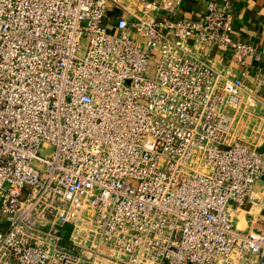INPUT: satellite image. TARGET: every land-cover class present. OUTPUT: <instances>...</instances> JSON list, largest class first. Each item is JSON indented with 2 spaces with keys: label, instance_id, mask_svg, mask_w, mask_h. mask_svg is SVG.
I'll use <instances>...</instances> for the list:
<instances>
[{
  "label": "built area",
  "instance_id": "obj_1",
  "mask_svg": "<svg viewBox=\"0 0 264 264\" xmlns=\"http://www.w3.org/2000/svg\"><path fill=\"white\" fill-rule=\"evenodd\" d=\"M182 3L0 0V264H264L233 215L264 168L232 61L260 54L231 0Z\"/></svg>",
  "mask_w": 264,
  "mask_h": 264
},
{
  "label": "crops",
  "instance_id": "obj_2",
  "mask_svg": "<svg viewBox=\"0 0 264 264\" xmlns=\"http://www.w3.org/2000/svg\"><path fill=\"white\" fill-rule=\"evenodd\" d=\"M210 1L212 0H183L176 18L198 19ZM231 3L234 13L233 36L255 45L260 54L259 61L249 59L245 66L232 61L236 74L247 69L245 84L247 88L253 89L258 97L256 107L248 111L251 123L246 127L247 130L254 131L255 123L260 118L264 119V0H231ZM117 12L111 7L110 15L114 17ZM215 56L219 58L218 53ZM225 58L230 61L227 53ZM217 63L220 65L222 61L218 59ZM257 148L262 153L264 168V142L257 145ZM233 215L237 228L242 231L258 232L264 228V175L254 185L253 198L242 206L235 207Z\"/></svg>",
  "mask_w": 264,
  "mask_h": 264
},
{
  "label": "rangeland",
  "instance_id": "obj_3",
  "mask_svg": "<svg viewBox=\"0 0 264 264\" xmlns=\"http://www.w3.org/2000/svg\"><path fill=\"white\" fill-rule=\"evenodd\" d=\"M86 50V40H84V48L79 52L80 55H83ZM154 71V67H149V75H152V72ZM250 113L248 111H241L239 113V116L236 119L234 131L235 136H238L240 139L245 141L246 143H249L251 146L257 147V145L264 142V119H259L257 123H255L254 127L255 130H247L246 127L248 124L251 123V120L249 118ZM254 124V123H253ZM253 127V126H251ZM53 150L52 147L48 148H42L40 153L41 155H46ZM4 219V215L0 216V220ZM70 230L69 226L64 230L65 236L68 234V231Z\"/></svg>",
  "mask_w": 264,
  "mask_h": 264
}]
</instances>
